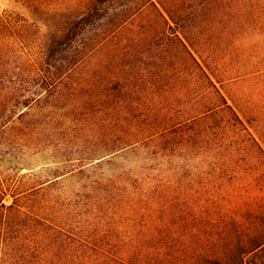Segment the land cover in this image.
Instances as JSON below:
<instances>
[{
    "label": "rangeland",
    "instance_id": "374dc122",
    "mask_svg": "<svg viewBox=\"0 0 264 264\" xmlns=\"http://www.w3.org/2000/svg\"><path fill=\"white\" fill-rule=\"evenodd\" d=\"M161 1L176 19L183 18L180 30L196 40V48L208 50L217 77L228 70L236 79L217 86L233 100L239 116L264 150V11L234 24L217 26L200 20L189 22L186 11H178L180 0ZM144 3L146 0L57 1L60 10H74L75 18L86 21L84 29L79 26L74 34L78 44L87 39L86 45L48 52L53 56V66L46 75L52 80L45 88L50 87L47 91L44 88L41 98L24 110L22 118L16 116L15 126L1 135V142H15L18 153L17 160H9L4 166L5 176L15 179L16 170L26 174L19 182L23 188L43 183L40 194L30 200V210L39 214L50 208L53 220L66 229L78 230L92 246H105L115 254L123 243L133 246V254L140 261L131 259L132 264L167 263L156 259L160 250L172 253L170 264H191L196 262V247L207 249L214 242L208 237V219L212 211L226 206L227 199L219 203L226 197L224 193L216 191L213 184L204 186L189 196L188 203L174 206L170 215L156 212V217L168 216V222L151 224L149 204L159 195L151 184H134L143 173L148 175L133 161L134 154L126 151L119 160L125 177L119 194L111 192L110 164L96 167L93 162L105 156L114 144H132L155 132L161 119L173 112L174 101L188 93L190 64L177 56L176 44L170 39L178 28L171 23L170 29L159 22L150 7L142 8ZM199 4L194 3L192 10L200 12ZM9 7L10 0H0V12ZM56 19L52 28L65 27L66 19ZM47 23L51 27L50 19ZM51 38V33L47 34L46 41L51 42ZM223 41L225 44L218 45ZM177 71L182 72L179 82ZM57 77L60 79L53 80ZM113 135L120 136L119 140ZM52 181L58 184L48 189ZM135 187L146 191H138L141 196L144 193L142 197L133 196L129 206L138 205L134 212L127 213L124 204L131 195L126 191L132 192ZM5 201L11 202V198ZM113 230L120 231L117 238ZM139 234L145 237L132 244ZM167 236L172 239L170 244ZM108 244L115 245L111 248Z\"/></svg>",
    "mask_w": 264,
    "mask_h": 264
},
{
    "label": "trees",
    "instance_id": "16d2710c",
    "mask_svg": "<svg viewBox=\"0 0 264 264\" xmlns=\"http://www.w3.org/2000/svg\"><path fill=\"white\" fill-rule=\"evenodd\" d=\"M57 1L10 0V7L0 12V264H132L131 259L139 262L133 246L123 243L116 254L111 253L105 246L90 245L78 230L60 226L53 220L50 208L35 214L30 210V200L40 194L43 183L23 188L19 182L26 174L20 175L16 170L15 179L5 176L4 166L9 160H17L18 153L15 142H1V135L15 126L16 116L22 118L26 114L24 110L41 98L42 90L52 80L46 75L53 66V56L48 52L53 48L60 51L64 47L68 51L86 45L87 39L78 44L74 36L79 26L84 29L86 21L75 18L74 10H60ZM196 2H200V12L192 10ZM179 3L178 11H186L189 22L200 20L217 26L234 24L264 11V0H180ZM145 6L155 12L159 22L170 29L171 23L178 28L170 39L176 44L177 56L189 61L188 93L174 101L173 112L161 119L155 132L128 145L117 146L113 142L114 148L93 160L94 165L110 164L111 192L119 194L125 180L119 160L127 153L134 154L133 161L148 173L134 180V184L138 181L146 186L151 184L153 192L159 195L149 204L148 221L156 225L170 219L156 217V212L170 215L179 202L188 203L189 196L213 184L216 191L226 196L219 200L220 203L227 199L226 206L212 211L208 237L214 242L207 249L196 247L193 252L196 262L191 264H264V150L239 116L233 100L217 86L236 79L230 77L228 70H222L225 78L217 77L216 68L209 63L208 50L196 48V40L180 30L183 18L176 19L165 2L146 0L142 8ZM57 17L66 19L65 27L52 28ZM49 19L51 27L47 23ZM50 33L51 42H47ZM224 41L218 45L225 44ZM181 73L177 71L178 82ZM56 79L60 78L53 80ZM115 136L119 140L120 136ZM138 144L142 146L140 149L136 148ZM56 181L49 183L48 189L56 186ZM135 188L126 191L131 195L124 204L127 213L134 212L138 205L129 206L133 196L144 195L138 192L140 188ZM7 197L11 202L5 201ZM214 228L220 229L218 238ZM112 234L117 238L120 231L113 230ZM139 235L132 244L145 237ZM168 238L165 239L170 244L172 239ZM115 244L108 245L112 248ZM163 251L157 253L156 259L170 264L174 256Z\"/></svg>",
    "mask_w": 264,
    "mask_h": 264
}]
</instances>
